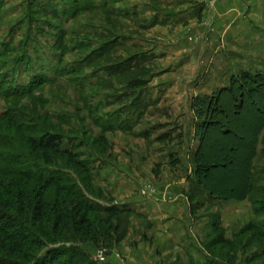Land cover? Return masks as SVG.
<instances>
[{
	"label": "rangeland",
	"instance_id": "rangeland-1",
	"mask_svg": "<svg viewBox=\"0 0 264 264\" xmlns=\"http://www.w3.org/2000/svg\"><path fill=\"white\" fill-rule=\"evenodd\" d=\"M217 2L219 0H0L2 78L5 77L12 88L27 87L37 75L53 80L37 87L36 94L46 99L45 105L23 96L17 100L18 107H23L27 113L32 109L37 116L47 113L59 118L61 122L40 117L54 130L61 131L64 149L82 142V153L93 157L88 162L94 177L89 183V196L104 206L115 205L131 212L116 217L118 232L124 230L125 235L110 249L92 242L66 244L77 246L94 264H264V236H261L264 193L251 192L253 202L243 199L234 205L236 200L208 202L190 188L193 170L190 156L198 145L197 140H192L195 120L189 107L193 98L212 95L228 85L232 76L242 72L264 74V61H258L262 54L221 52L218 58L208 56L188 61L181 57L185 48L198 43V35L189 26L191 18L199 24L204 9ZM114 37L124 40V46L116 45L110 52L115 62L127 58L128 54L146 55L147 60L141 67L146 85L137 91L142 99L137 98L135 102L156 103L146 107L142 115H138L133 106L135 94L127 95L124 83L118 84L117 78L108 81L102 70L97 72L98 77L94 76L106 63L87 65V57L95 56L100 46L110 44ZM58 44L62 46L56 47ZM192 65L200 69L184 77L183 72ZM135 74L131 72L127 78ZM166 79L182 86L181 92L168 91L170 86L162 88L160 81ZM100 80L109 87L88 86ZM260 91L263 89L248 96L242 105L237 104L238 96L233 101L234 114L244 120L234 122L229 117L219 116L215 129L212 127L220 134L211 139L216 147L207 167L209 174L226 182L232 179L234 188L238 181L233 179L241 168L236 160L229 161L222 148L228 151L230 143L237 144L240 138L243 142L249 141L251 136L247 138L243 133L249 120L246 112L251 110L252 116L264 118V109L257 97ZM172 101L178 102L179 111L164 107L163 104ZM5 102L0 98V111ZM94 110L97 112L91 113ZM94 118L104 126L109 125L107 121L126 119L133 130L104 132ZM223 128L228 134L221 135ZM261 137L264 139V129ZM101 138L107 142L104 146ZM253 162L263 168L264 154L256 155ZM56 166L73 178L76 174L81 178L64 160H58ZM79 180L77 184L83 186ZM167 183V189L172 192L179 190V201L173 203V209H166L170 214L165 219L152 211L148 217V208L143 204L139 207L137 199L154 201L153 204L174 201L171 193L158 191V187L166 188ZM190 196H194L193 201ZM155 208L158 207L155 205ZM215 216L230 246L215 244L216 236L210 229ZM251 223L260 225V231H243Z\"/></svg>",
	"mask_w": 264,
	"mask_h": 264
},
{
	"label": "trees",
	"instance_id": "trees-1",
	"mask_svg": "<svg viewBox=\"0 0 264 264\" xmlns=\"http://www.w3.org/2000/svg\"><path fill=\"white\" fill-rule=\"evenodd\" d=\"M116 45L124 46V40L114 37L110 44L104 43L95 56L87 57V65H102V61L106 63L94 72V76L98 77L97 72L102 70L108 76V81L117 78L118 84L124 83L123 89L127 95L135 94L133 106L138 115H142L146 107L156 103L135 102L137 98L142 99L140 94H136L137 91L146 85L143 80L144 68H141L147 60L146 55L140 52L128 54L127 58L115 62L110 52ZM61 46L62 44H58L56 47ZM131 72H135V76L127 78ZM49 78L37 75L27 87L12 88L0 72V98L7 101L0 111V264H94L77 246L66 244L92 242L110 249L125 235L124 230L118 232L116 217L131 213L128 209L115 205L104 206L96 198L89 196V183L94 177L93 168L88 162L93 157L82 153V142L64 149L61 131L54 130V127L40 119L42 116L46 121L61 122L59 118L44 112L37 116V112L32 109L27 113L23 107H18L17 100L23 96H29L33 102L45 105L46 99L37 96L36 91L39 85L50 83L52 79ZM88 86L109 87L101 80ZM261 89L263 92H258L257 97L263 110V73L242 72L232 76L228 85L212 95H197L192 100L194 137L198 145L190 156L193 164L189 178L190 188L208 202L251 201V192L264 193V167L256 166L253 162L256 155L264 154V146L260 147L264 143L261 137L264 118L252 116L251 110L246 112L248 115L245 117L249 120L243 133L247 138L254 137L253 140L250 138L246 143L240 138L239 143H230L228 151L224 150L225 147L222 148L229 161L236 160L241 168L238 175H235V180L233 179L238 181L235 188L231 186L232 179L226 182L213 178L207 168L216 147V142L211 139L220 134L212 130V127L215 129L219 116H224L225 119L229 117L234 122L241 121L243 118L234 114L233 101L238 96L240 100L237 104L242 105L248 96ZM93 112L97 110L91 111ZM94 119L104 132L133 130L132 124L126 119L107 121L108 126L100 124L97 118ZM220 132L221 135L228 134L226 128ZM101 144H107L104 138H101ZM58 160H64L65 165L77 171L81 178L74 171L76 177L73 178V175L57 167ZM76 178L80 179L83 186L77 184ZM193 197L190 196V200L193 201ZM93 214L101 217H94ZM257 225L251 223L243 231L259 232L260 225ZM210 229L216 236L215 244L230 246L218 217L213 218ZM261 236H264V231ZM49 245L55 247H48Z\"/></svg>",
	"mask_w": 264,
	"mask_h": 264
},
{
	"label": "crops",
	"instance_id": "crops-1",
	"mask_svg": "<svg viewBox=\"0 0 264 264\" xmlns=\"http://www.w3.org/2000/svg\"><path fill=\"white\" fill-rule=\"evenodd\" d=\"M203 15L204 16H201L199 24L196 23V25L194 23V18H191L189 22L191 23L189 26L195 31L194 33L198 35L199 39L198 43L183 50L184 52L181 57L184 61L196 60L198 58L207 59L208 56L218 58L221 52L229 54L233 52H242L254 56L262 54V58L258 57V61L260 62L261 59L264 61V0H219V2L212 6H207L203 11ZM206 34L208 36H206ZM220 39L223 41L221 44ZM218 51L219 53L215 54ZM199 69V67L192 65L183 72L182 75H184V77H190ZM166 81H168V83ZM175 82L177 83L180 81L175 80ZM165 83L168 85L165 86ZM160 84L163 85L162 88L164 89L165 87L168 89L170 86L168 89L170 92H181L180 89H182V86H177V84L174 85V82L170 79L160 81ZM163 105L167 107L166 109L170 108L176 111L180 109L178 108L177 101L167 102ZM189 108L194 121L195 118L191 104ZM192 137V140L195 141L194 126ZM180 177V181L183 180V177ZM167 187H169V183H167L166 188L158 187V191L171 193L173 195L172 200L174 201L169 202L162 200L158 204H153L154 201L137 199L139 201L137 202L139 203V207H142L141 205L143 204L148 208H146V215L148 217L150 211H152L158 212L164 217L163 219H165L170 214L166 209H173V203L179 201L178 197L181 196L179 190L172 192V190L167 189ZM235 203L239 202L233 201L234 205ZM155 205L158 208H155ZM159 206L161 208H159ZM160 209H162V211Z\"/></svg>",
	"mask_w": 264,
	"mask_h": 264
},
{
	"label": "built area",
	"instance_id": "built-area-1",
	"mask_svg": "<svg viewBox=\"0 0 264 264\" xmlns=\"http://www.w3.org/2000/svg\"><path fill=\"white\" fill-rule=\"evenodd\" d=\"M101 259H103V257H101Z\"/></svg>",
	"mask_w": 264,
	"mask_h": 264
}]
</instances>
